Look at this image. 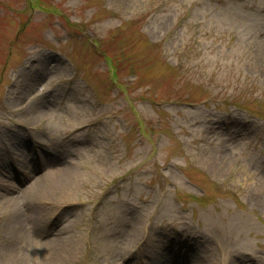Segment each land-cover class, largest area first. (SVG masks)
I'll return each mask as SVG.
<instances>
[{
  "label": "rangeland",
  "instance_id": "1",
  "mask_svg": "<svg viewBox=\"0 0 264 264\" xmlns=\"http://www.w3.org/2000/svg\"><path fill=\"white\" fill-rule=\"evenodd\" d=\"M0 1L15 8L0 6V158L10 143L31 168L16 142L20 119L35 144L44 137L52 156L69 154L50 172L79 167L19 195L0 184V264H133L142 247L175 238V227L194 237L191 264H264V0H59L67 21L89 23L86 33L110 54H127L118 82L136 64L127 97L114 84L93 92L91 44L70 40L67 21L44 37L51 16L28 28L27 0ZM36 66L41 79L25 86ZM93 66L108 70L94 49ZM155 95L174 105L157 107ZM153 218L166 230L146 233Z\"/></svg>",
  "mask_w": 264,
  "mask_h": 264
},
{
  "label": "bare ground",
  "instance_id": "2",
  "mask_svg": "<svg viewBox=\"0 0 264 264\" xmlns=\"http://www.w3.org/2000/svg\"><path fill=\"white\" fill-rule=\"evenodd\" d=\"M74 170V168H72V167H69V168H66V169H63V170H60L59 172H56V173H54V172H49L48 174H46L45 176H43V177H41V178H39V180H38V183H41V182H47L49 185H51L52 183H54L56 180H59L60 178H65V177H67V175H68V177H69V174H70V172H72ZM76 174H80L79 172H77ZM74 175V174H73ZM78 175H76V176H78ZM72 177V175L70 174V178ZM77 178V177H76ZM37 183V184H38ZM37 184H35V186L37 185ZM12 187H16V185L14 184V183H12V184H10ZM35 186L33 187L34 188V190L37 188H35ZM8 202H10V200H8ZM137 226H135L134 228H133V231L136 233L137 232ZM66 239V240H65ZM64 240H63V244L65 245L66 243H68V241H70V238H65ZM163 257H165L170 263H174V261H173V259H170L168 256H162V255H160V258H163Z\"/></svg>",
  "mask_w": 264,
  "mask_h": 264
}]
</instances>
